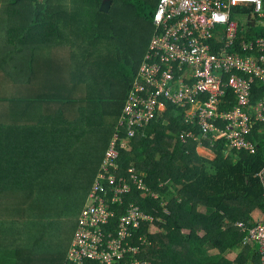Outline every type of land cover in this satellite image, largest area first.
<instances>
[{"label": "trees", "instance_id": "obj_1", "mask_svg": "<svg viewBox=\"0 0 264 264\" xmlns=\"http://www.w3.org/2000/svg\"><path fill=\"white\" fill-rule=\"evenodd\" d=\"M158 3L0 0V264H67ZM240 19L244 38L264 35ZM263 92L256 83L254 102ZM184 130L183 112L169 106L127 149L118 145L121 173L134 167L148 190L132 186L122 206L112 204L115 221L131 204L153 216L127 239L145 247L140 258L150 264H260L258 245L244 243L238 223L255 226L254 214L264 215V135H251L253 156L220 142L205 143L207 157L178 139Z\"/></svg>", "mask_w": 264, "mask_h": 264}, {"label": "built area", "instance_id": "obj_2", "mask_svg": "<svg viewBox=\"0 0 264 264\" xmlns=\"http://www.w3.org/2000/svg\"><path fill=\"white\" fill-rule=\"evenodd\" d=\"M241 13L249 27L264 28V0H159L149 48L89 193L92 203L79 213L67 264H114L129 254L132 264H150L140 258L145 247L130 246L127 239L153 216L131 204L115 221L109 208L122 206L132 186L148 190L134 167L121 173L118 145L127 149L148 125L164 119L169 106L183 112V144L228 142L230 152L257 153L251 135H264V95L254 102L253 88L260 83L264 89V35L244 38ZM257 176L264 187V168ZM238 227L246 233L245 244L258 245L264 264V221Z\"/></svg>", "mask_w": 264, "mask_h": 264}, {"label": "rangeland", "instance_id": "obj_3", "mask_svg": "<svg viewBox=\"0 0 264 264\" xmlns=\"http://www.w3.org/2000/svg\"><path fill=\"white\" fill-rule=\"evenodd\" d=\"M241 20V19H240ZM242 21V20H241ZM203 155L204 156H207V157H211V155L206 151V150H204V152H203ZM231 159V158H230ZM141 178V177H140ZM92 203V200L89 198V195L87 196V199H86V201H85V203L83 204V206L84 205H88V204H91ZM255 218H257V220L256 221H264V215H263V213H261V212H256L255 214Z\"/></svg>", "mask_w": 264, "mask_h": 264}, {"label": "clouds", "instance_id": "obj_4", "mask_svg": "<svg viewBox=\"0 0 264 264\" xmlns=\"http://www.w3.org/2000/svg\"><path fill=\"white\" fill-rule=\"evenodd\" d=\"M10 1H15V0H10ZM36 2H38V4L39 5H44L46 2H47V0H35ZM260 27V26H259ZM260 28H262V27H260ZM263 30H264V28H262ZM113 137V136H112ZM204 150H206L207 152H208V150H207V148H200V153H203L204 152ZM105 156V155H104ZM256 222H259V221H256ZM78 221H77V223H76V229L78 228ZM76 231V230H75ZM73 241H74V238H73ZM69 252V251H68ZM67 255H68V253H67Z\"/></svg>", "mask_w": 264, "mask_h": 264}, {"label": "water", "instance_id": "obj_5", "mask_svg": "<svg viewBox=\"0 0 264 264\" xmlns=\"http://www.w3.org/2000/svg\"><path fill=\"white\" fill-rule=\"evenodd\" d=\"M110 6H111V2L110 1H104L102 3V5H101L100 10L102 12L108 13L109 12V9H110Z\"/></svg>", "mask_w": 264, "mask_h": 264}, {"label": "crops", "instance_id": "obj_6", "mask_svg": "<svg viewBox=\"0 0 264 264\" xmlns=\"http://www.w3.org/2000/svg\"><path fill=\"white\" fill-rule=\"evenodd\" d=\"M73 7V6H72ZM74 8V10H75V7H73ZM0 10H2V7H0ZM32 44L35 46V45H37V43H34L33 41H32ZM48 48H43V51H41L42 52V54H45V56L47 55V53L45 52V50H47ZM256 220H257V218H255Z\"/></svg>", "mask_w": 264, "mask_h": 264}]
</instances>
